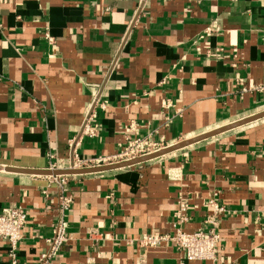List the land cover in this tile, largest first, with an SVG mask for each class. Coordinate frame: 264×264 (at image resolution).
I'll list each match as a JSON object with an SVG mask.
<instances>
[{
  "label": "crops",
  "instance_id": "0c3cea01",
  "mask_svg": "<svg viewBox=\"0 0 264 264\" xmlns=\"http://www.w3.org/2000/svg\"><path fill=\"white\" fill-rule=\"evenodd\" d=\"M261 84L264 0H0L2 166L69 167L97 97V134L75 148L82 160L121 151L128 137L173 145L260 113L264 91L252 87ZM50 176L0 170V212L28 211L23 264L37 263L58 215ZM70 176V239L51 264H205L172 243L138 242L171 231L181 201L188 231L211 227V201L227 209L217 264H264V118L144 163ZM0 264H11L3 239Z\"/></svg>",
  "mask_w": 264,
  "mask_h": 264
},
{
  "label": "built area",
  "instance_id": "2783aa9c",
  "mask_svg": "<svg viewBox=\"0 0 264 264\" xmlns=\"http://www.w3.org/2000/svg\"><path fill=\"white\" fill-rule=\"evenodd\" d=\"M211 28H209L210 30ZM255 91H264V84L252 87ZM99 97L95 98L91 110L84 119L83 127L78 136L72 141L73 151L71 153L70 165L67 168L52 166L50 169H69V168H88L114 164L133 160L155 153L169 145L161 137H153L151 134L145 136L128 137L121 151L110 156H101L94 159L82 160L76 151L81 137L83 135L95 136L99 124L96 122V106ZM103 107L105 105L102 104ZM169 107V103L164 108ZM171 121L170 118H167ZM70 175L50 176L51 182L55 183L58 193V215L52 225V233L46 239L47 248L41 251L36 264H51L59 256L63 246L69 241L68 235V212L71 208L73 197L70 194ZM48 190H45L47 194ZM214 207L215 217L210 220L211 227L206 231L198 229L195 231L186 230V224L189 222L188 203L180 202L179 209L175 212V220L172 223L171 231H150L145 232L138 239L142 247H159L166 243H172L183 253L187 261H201L205 264H217L222 253L220 245V234L217 227V216L227 212V209L211 201ZM28 211L23 206H9L0 212V239L7 241L8 252L11 258V264H23L18 258V248L23 240V231L26 227Z\"/></svg>",
  "mask_w": 264,
  "mask_h": 264
},
{
  "label": "water",
  "instance_id": "95a60500",
  "mask_svg": "<svg viewBox=\"0 0 264 264\" xmlns=\"http://www.w3.org/2000/svg\"><path fill=\"white\" fill-rule=\"evenodd\" d=\"M264 118V111L254 114L250 117L235 121L233 123H230L228 125L213 129L211 131H208L206 133L197 135L192 138H188L185 140H182L178 143H175L173 145H169L155 153L139 157L133 160L129 161H124V162H119V163H114V164H108V165H103V166H96V167H88V168H69V169H30V168H20V167H11V166H2L0 165V170H5L8 172H14V173H24V174H33V175H51V176H56V175H76V174H89V173H98V172H104V171H109L113 169H118V168H124V167H129L133 165H137L140 163L147 162L149 160L164 156L168 153L174 152L176 150L185 148L187 146H190L192 144H195L197 142L209 139L211 137H215L219 134H222L224 132H227L229 130L235 129L237 127L252 123L256 120Z\"/></svg>",
  "mask_w": 264,
  "mask_h": 264
}]
</instances>
